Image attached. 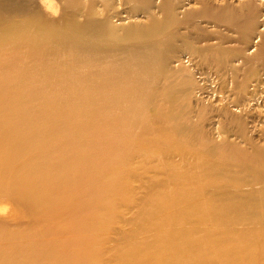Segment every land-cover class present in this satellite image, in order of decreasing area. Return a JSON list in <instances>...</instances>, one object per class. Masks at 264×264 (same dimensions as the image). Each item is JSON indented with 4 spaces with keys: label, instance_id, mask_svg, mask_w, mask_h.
I'll use <instances>...</instances> for the list:
<instances>
[{
    "label": "bare ground",
    "instance_id": "6f19581e",
    "mask_svg": "<svg viewBox=\"0 0 264 264\" xmlns=\"http://www.w3.org/2000/svg\"><path fill=\"white\" fill-rule=\"evenodd\" d=\"M66 26L0 27V192L34 215L0 228V264H264V149L200 138L156 24ZM65 233L80 235L43 238Z\"/></svg>",
    "mask_w": 264,
    "mask_h": 264
},
{
    "label": "rangeland",
    "instance_id": "374dc122",
    "mask_svg": "<svg viewBox=\"0 0 264 264\" xmlns=\"http://www.w3.org/2000/svg\"><path fill=\"white\" fill-rule=\"evenodd\" d=\"M135 8L141 11L136 14ZM89 14L96 21L110 17L121 28L160 27L161 43L171 56L166 67L176 84L172 100L183 104L185 117L200 138L249 154L264 149V0H135V5L131 0H0V27L10 20L38 16L65 33L69 19L84 24ZM163 89L158 87L155 97L160 106L165 104ZM137 174L141 181L156 179L155 173L139 170ZM140 185L132 186L139 193L136 200L141 198ZM227 188L234 191L230 183ZM52 212L48 217L60 213L58 208ZM134 213L123 212L124 222L133 220ZM33 219L21 197L0 192L2 230L24 231ZM131 228L123 225L121 232L127 234ZM79 235L43 238L71 240Z\"/></svg>",
    "mask_w": 264,
    "mask_h": 264
}]
</instances>
